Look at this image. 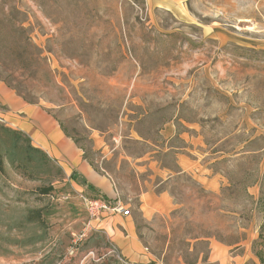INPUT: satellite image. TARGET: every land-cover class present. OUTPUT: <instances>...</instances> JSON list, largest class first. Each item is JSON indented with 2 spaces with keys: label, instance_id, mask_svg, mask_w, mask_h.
Listing matches in <instances>:
<instances>
[{
  "label": "rangeland",
  "instance_id": "1",
  "mask_svg": "<svg viewBox=\"0 0 264 264\" xmlns=\"http://www.w3.org/2000/svg\"><path fill=\"white\" fill-rule=\"evenodd\" d=\"M159 1L0 0V80L53 115L125 205L170 192L175 211L136 219L145 264H210L213 240L264 264V0ZM177 152L229 185L161 182L149 164L175 168ZM37 158L12 164L0 147V264H129Z\"/></svg>",
  "mask_w": 264,
  "mask_h": 264
},
{
  "label": "crops",
  "instance_id": "2",
  "mask_svg": "<svg viewBox=\"0 0 264 264\" xmlns=\"http://www.w3.org/2000/svg\"><path fill=\"white\" fill-rule=\"evenodd\" d=\"M159 2L165 6L166 3H175V0ZM0 123L24 133L33 147L43 151L48 159L63 170L77 195L84 191L89 196H99L107 200L120 198L111 177L100 172L84 156L82 149L65 133L53 115L40 103H30L22 99L1 80ZM172 135L173 133L167 134L168 137ZM187 153H175V168L157 164H149V167L153 168L155 177L161 182L176 175H186L204 191L218 192L229 185L227 178L219 171L213 170L209 162L191 157ZM176 205L167 189H145L136 196L134 204H126L129 215H104L94 227L107 236L125 262L145 264L151 257L138 236L136 219L149 222L156 216L171 214L176 210ZM83 210L85 212L84 207ZM231 249L230 245L216 240L209 241L208 262L238 264V256L231 254Z\"/></svg>",
  "mask_w": 264,
  "mask_h": 264
},
{
  "label": "trees",
  "instance_id": "3",
  "mask_svg": "<svg viewBox=\"0 0 264 264\" xmlns=\"http://www.w3.org/2000/svg\"><path fill=\"white\" fill-rule=\"evenodd\" d=\"M22 139L24 140L21 142ZM0 147L4 148V151L12 164L18 160L24 159L27 156L33 157L35 162L38 159V156L40 158L42 157L43 160H48L43 151L31 145L29 138L24 133L7 126H0ZM50 190L51 188H42L41 193L46 194ZM258 239H262L264 241V224L260 227Z\"/></svg>",
  "mask_w": 264,
  "mask_h": 264
},
{
  "label": "built area",
  "instance_id": "4",
  "mask_svg": "<svg viewBox=\"0 0 264 264\" xmlns=\"http://www.w3.org/2000/svg\"><path fill=\"white\" fill-rule=\"evenodd\" d=\"M77 197L81 200L87 216V227L92 229L94 225L107 214L129 215V209L120 198L107 200L99 196H89L79 193Z\"/></svg>",
  "mask_w": 264,
  "mask_h": 264
}]
</instances>
